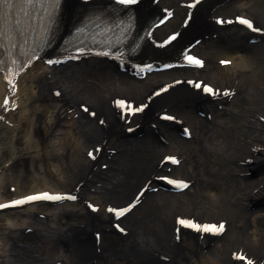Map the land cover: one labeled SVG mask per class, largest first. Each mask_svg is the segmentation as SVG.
Returning <instances> with one entry per match:
<instances>
[{"label": "bare ground", "instance_id": "6f19581e", "mask_svg": "<svg viewBox=\"0 0 264 264\" xmlns=\"http://www.w3.org/2000/svg\"><path fill=\"white\" fill-rule=\"evenodd\" d=\"M149 2L142 16L163 8L173 15L150 30L148 47L140 53L147 52L152 61L187 46L203 58L201 68L175 67L143 77L136 66L116 59L82 58L61 65L39 60L19 77L14 93L0 77V142L8 128L4 120L30 126L24 142L13 141L14 148L23 145L26 151L42 149L39 139L64 125L50 150L42 152L57 163L41 169L56 177L63 191L78 194L75 203L37 202L16 210L18 218L0 221L6 230L0 234V264H246L233 256L239 250L254 264H264V32L250 34L235 24L218 28L214 22L239 13L264 29V0H209L192 9L185 5L190 0ZM76 6L65 0L63 28ZM173 31L180 38L164 47L162 37ZM225 59L231 63L222 64ZM192 78L213 84L218 93L203 96L191 86ZM8 95L13 103L5 107ZM117 98L146 109L121 112L114 106ZM161 107L175 115L173 122L159 120ZM33 118L41 124H33ZM184 127L190 128L189 140L180 134ZM31 136L38 137L35 145ZM97 146L102 150L90 159ZM169 154L178 156L177 168L161 162ZM98 162L107 164L104 171L96 168ZM167 172L190 186L180 193L145 191L143 201L121 218L125 233L118 241L96 243V231L113 232L108 207L127 204L147 181L158 187L156 177ZM44 185L38 180L20 195ZM87 201L99 206L98 213L87 208ZM258 203L263 207H249ZM39 205L51 209L38 216L33 207ZM180 215L200 222L226 220L227 231L208 235L182 229L176 223ZM27 227L33 240L21 242L19 231Z\"/></svg>", "mask_w": 264, "mask_h": 264}, {"label": "rangeland", "instance_id": "374dc122", "mask_svg": "<svg viewBox=\"0 0 264 264\" xmlns=\"http://www.w3.org/2000/svg\"><path fill=\"white\" fill-rule=\"evenodd\" d=\"M31 122L33 124H41V120L36 118H33ZM14 127L15 126H13L12 123H9L5 133L6 136L0 142V198L6 197L10 194L12 191L11 189L13 188H15L18 193L25 192L30 189L29 187H31V185H35V182L38 180H44L46 187L54 189L61 188V184L56 183L55 181L56 177L43 174L41 169L43 166L57 163V160L54 157L49 156L48 153L46 155V153L44 154L42 152H48L50 150V143H52L55 139L54 136L58 132L59 128H57V130L53 133L51 129L50 134H46L44 137L39 139V141H43L44 143L42 145L41 142L42 149L39 147V149L34 148V151H32V149L26 151L27 149H22L23 145H20L18 149L14 148L13 141L15 137H19L20 141L24 142L25 139L30 136V126L25 123L23 126ZM42 134L43 133H41V135ZM31 137H33L35 145L36 141H38V137ZM49 138L51 139L49 140ZM256 207L257 205H253L251 209H255ZM36 208L41 211L51 209L42 205H39ZM15 212L16 211H9L8 213L0 214V221H4L7 217L12 219L18 218ZM18 214L21 215L22 218H25L21 213ZM64 219L66 218H63V220ZM5 233L6 230L4 231V229H0V234L3 235ZM33 236V233H24L22 235L21 242H30L33 240ZM102 240L111 244L117 242V238L114 233L106 234L103 236Z\"/></svg>", "mask_w": 264, "mask_h": 264}, {"label": "snow or ice", "instance_id": "6c2138e0", "mask_svg": "<svg viewBox=\"0 0 264 264\" xmlns=\"http://www.w3.org/2000/svg\"><path fill=\"white\" fill-rule=\"evenodd\" d=\"M16 2V0H0V9L3 8V6L7 5L8 7H13L14 3ZM25 3L27 4H35V3H40L41 0H24ZM49 3L55 5V6H59L61 3V0H48ZM117 2L121 5H136L138 3V0H117ZM199 3H201V0H194L193 3L189 4L188 7L190 8H194L196 7ZM169 15H171L169 13ZM191 16V13L189 14ZM239 23L245 27H247L248 29H250L253 32H264V29H261L259 27H256L254 22L245 17V16H237L235 21H225L223 19H218L217 23ZM175 36L170 37V40L175 39ZM168 41H165V43H167ZM77 51H83L82 49H78ZM101 55H108L107 52H103V53H99ZM68 59H79L78 56H70L67 57ZM186 59L191 62L194 63L196 65H202V61L196 57L193 56H187ZM3 62L0 61V64H2ZM28 63H31V60L28 61ZM48 64H59L61 63L60 60H53V59H49L47 61ZM222 64H230V61H221ZM149 68H151V66H148ZM192 83V82H190ZM195 87L200 88L203 87V90L205 92H208L210 94H217V91L207 85H201L200 83H195ZM57 95H59V92L56 93ZM225 95H229L230 93L225 92ZM8 104V100L6 99L4 102V106L6 107ZM116 104L119 108H121L122 110H125L129 113H135V112H140L143 111V107H135L133 108V106L131 104H128L126 101L124 100H118L116 101ZM85 112L88 111L87 108L84 109ZM90 115L95 116V113H90ZM165 119H174V117L171 116H166L164 117ZM0 119H3V117H0ZM261 119H264V117H261ZM101 124L104 123L103 120L100 121ZM186 134H187V129L185 130ZM97 151H99V149H97ZM89 156L94 157V154L92 152H89ZM165 161H170L174 164H178L179 160L174 157V156H169V157H165L164 158ZM160 179L166 180L169 184L173 185L174 187L178 188V189H186L189 187L188 182L184 181V180H178V179H171L168 177H160ZM77 197L74 195H61V194H52V193H48V192H43V193H38V194H33V195H29L20 199H16V200H12L9 203H3L0 204V210H4V209H9V208H18V207H22L28 203L34 202V201H40V200H46V201H60V200H64V199H70V200H75ZM139 202V198L137 197V201ZM91 206V205H90ZM134 206V204H130L127 207H122V208H113V207H109L108 211L110 213H113L117 218L123 217L126 213H128L131 208ZM178 223H180L181 225H185L187 227H195L198 231H202V232H212L214 234H220L223 233L225 231V224L223 222H221L219 225L216 224H212V225H199V224H194L191 221H188L186 219L183 218H178ZM117 227L119 228V225H117ZM121 232L124 231L123 228L119 229ZM238 259L240 260H244L246 261V264H254V262L252 260L247 259L245 256H239Z\"/></svg>", "mask_w": 264, "mask_h": 264}]
</instances>
